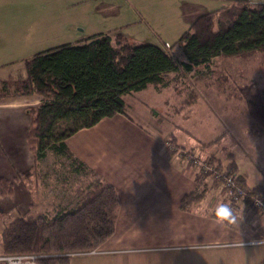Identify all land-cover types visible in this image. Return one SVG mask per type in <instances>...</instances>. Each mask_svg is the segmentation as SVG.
<instances>
[{"label": "trees", "instance_id": "obj_1", "mask_svg": "<svg viewBox=\"0 0 264 264\" xmlns=\"http://www.w3.org/2000/svg\"><path fill=\"white\" fill-rule=\"evenodd\" d=\"M232 2L228 8L197 15L172 44H135L121 33L103 32L37 52L23 61L24 76H8L0 82V97L41 95L39 103L27 108L30 123L25 140L35 159L51 151L70 159L75 172L89 177L73 191L72 207L55 209L52 215H35L31 208L12 218L0 232L1 254H52L40 259L42 264H66L70 253L95 249L113 234L119 208L116 187L76 157L65 140L102 118L128 113V99L149 86L160 92L170 85L169 74L207 76L214 58L264 52V1ZM175 45L183 61L173 56ZM238 91L251 123L264 133V88L250 82ZM178 97L180 110L194 103L198 93L194 88L189 99ZM226 155L229 164L213 156L212 167L236 176V183L247 188L243 199L247 204L254 196L264 197V185H248L245 174L236 171L234 154ZM12 183L0 175V195H11ZM203 195L204 189L191 191L180 207L189 210Z\"/></svg>", "mask_w": 264, "mask_h": 264}, {"label": "rangeland", "instance_id": "obj_2", "mask_svg": "<svg viewBox=\"0 0 264 264\" xmlns=\"http://www.w3.org/2000/svg\"><path fill=\"white\" fill-rule=\"evenodd\" d=\"M36 1L41 7L35 9V15L44 17L46 13H42L47 9V0ZM250 1L256 3L264 0ZM33 2L35 0H26V5ZM81 2L82 5L76 8L74 13L82 11L86 19L83 24L77 25L79 27L77 30L82 35L75 33V40L100 32H113L123 34L130 43L150 42L162 46H165L164 42L174 43L188 28L189 21L197 15L228 8L233 3L232 0H81ZM167 6L165 14H158V9L160 11ZM62 8L53 9L54 16L56 10L59 11L55 19L63 17ZM33 9L26 7L24 14L29 15ZM26 19L25 25H19L22 31L33 27L29 24L31 21L28 20V16ZM172 21L179 24L173 32L169 30L168 23ZM51 32L52 30L45 31L43 39L45 40ZM59 38L46 39L38 48L46 50L67 42V39ZM172 54L177 60L185 59L178 45L174 46ZM210 68L211 74L207 76L182 73L178 77L177 74H169L168 87L156 92L149 86L139 92L136 98L128 99L130 107L127 108V112L135 117V121H139L140 115L142 118L148 117V123L146 121L144 125L143 120L142 124L138 125L147 131L152 129L150 134L158 139L170 132L168 139L163 140L166 151L171 156L176 155L183 159L185 172L190 177L195 175L194 178L199 179V189H204V193L208 188H218L223 193L226 189L222 179L204 177L198 160L205 162L204 168L206 162H209L208 166L213 165L211 159L213 156L220 158L223 165H227L230 158L226 154L229 152L234 154L236 171L246 173L248 185H264V133L261 134L258 131L260 128L251 123L252 120L247 115L243 98L238 91V88L250 82L264 88V52L254 51L229 59L214 58ZM5 72L2 74L4 78L8 75L24 76L21 64ZM194 88L198 93L197 100L179 110L178 96L182 98L185 95L189 99ZM27 108L24 110L26 118L22 120L21 108L18 110L2 108V111L16 112L13 117L19 121L18 123L23 121L26 133L30 123ZM145 108L147 109L143 113ZM127 125L128 122L118 118L105 117L93 130L77 132L68 137L66 142L76 157L81 158L83 155L91 164L102 157V162L111 166L114 155H123V146L128 147L125 150L128 153L131 149L144 151L150 146L139 129L134 126L126 127ZM19 132L20 136L14 135L11 130H5L4 137L0 140V143L7 141L12 146H5V150L0 151V169H4L3 173L9 175L3 176L12 179L13 182L12 194L0 195V232L12 218L27 209L32 208L35 215H52L55 209L72 207L73 191L79 186L83 187L89 179L84 176L83 171L75 172L72 169L70 159L51 151H48L44 158L35 159L34 152L26 143L25 135ZM184 150L187 152H183ZM194 157L199 158L198 165L193 163ZM243 202L246 205L245 212L238 210L235 225L240 223V228H246L250 221H246L245 218L255 216L257 222L261 220L263 229L255 235L264 237V213L254 210L251 204L244 200L239 201L236 208L244 207ZM248 240L243 242L246 243ZM250 247L264 255V243Z\"/></svg>", "mask_w": 264, "mask_h": 264}, {"label": "crops", "instance_id": "obj_3", "mask_svg": "<svg viewBox=\"0 0 264 264\" xmlns=\"http://www.w3.org/2000/svg\"><path fill=\"white\" fill-rule=\"evenodd\" d=\"M39 4L36 0L27 5L26 0H0V82L11 76L4 78L2 74L5 70L10 71L15 65H23L25 59L44 51L38 46L46 39L61 36L59 39H67L65 43H75L87 38H74L75 33L82 35L77 29L86 19L82 11L74 13L82 5L81 0H47V9L42 13H46L44 17L35 15V9L41 7ZM26 7L34 8L29 15L24 14ZM58 7H63V17L55 19L59 11L56 10L54 16L53 9ZM167 9L168 6L160 11L158 9V14H165ZM26 16L33 27L22 31L19 25L27 21ZM175 22H171L173 25L168 22L172 32L179 26ZM74 25L76 26L73 27ZM47 30L52 32L44 40L43 33ZM40 100L39 94L0 97V140L3 139L5 130H11L14 135L20 136L19 131L25 135L26 128L23 121L18 123L13 117L16 112L8 113L2 111V108H21L22 120L26 118L24 110ZM106 118L128 122L126 127L134 126L139 129L150 146L144 151L131 149L129 153L125 151L128 147L123 146V155H114L111 166L103 163L102 157L91 164L90 160L81 155L80 159L116 187L119 208L113 234L97 248L71 256L66 264H259L264 260L261 252L250 247L256 245L243 242L261 237L260 234L255 235L263 231L261 220L258 223L255 216L245 218L250 221L246 228H240V223L228 225L227 222L221 224L216 221L215 207L219 202H224L226 197L220 189L208 188L189 210L180 207L181 199L199 189L200 183L199 179L194 178L195 175L190 173L193 176L190 177L185 172L183 159L171 156L166 151L163 137L171 135L170 132L163 134V137L161 135L160 139L152 136V129L147 131L138 125L143 122L141 115L138 116L139 121H135V117L129 113H117ZM147 118L144 117L145 124L146 121L148 123ZM101 120L103 118L93 126L77 132L93 130ZM5 146L12 147L7 141L2 142L1 152L5 150ZM4 171L0 169V175H9ZM241 173L246 176V173ZM243 205L238 210L245 212L244 202Z\"/></svg>", "mask_w": 264, "mask_h": 264}, {"label": "built area", "instance_id": "obj_4", "mask_svg": "<svg viewBox=\"0 0 264 264\" xmlns=\"http://www.w3.org/2000/svg\"><path fill=\"white\" fill-rule=\"evenodd\" d=\"M167 44V43H166ZM183 152H187V150H184ZM197 157L193 158V163L197 164ZM208 160V158H207ZM206 160V161H207ZM200 167L203 170V174L205 175L204 177H210V179H222L223 180V185L226 189V191L224 192L226 194V202L228 203L234 210V213L238 210V208H236L237 204L239 201L243 200L246 193H247V188L245 186H240L239 184L236 183L235 181V177L234 174H231L227 169H223V170H219V169H215L212 167V165L208 166L207 164H209V162H206V167L204 168V161L198 160ZM251 206L254 208V210H257L261 213H264V197L262 196H254L250 202ZM247 244L250 245H258V244H262L264 243V237H255L252 239H249L247 242ZM244 243V244H246ZM34 255L37 256L38 258V264H42V262L40 261V259L42 258H46V257H50L53 256L52 254H41V253H32ZM5 255L8 254H1L0 253V257H3ZM70 257L75 255V253H70L69 254Z\"/></svg>", "mask_w": 264, "mask_h": 264}, {"label": "clouds", "instance_id": "obj_5", "mask_svg": "<svg viewBox=\"0 0 264 264\" xmlns=\"http://www.w3.org/2000/svg\"><path fill=\"white\" fill-rule=\"evenodd\" d=\"M214 216L218 223H233L236 215L233 208L225 202H219L214 210ZM0 264H38L36 255L30 252L12 253L0 257Z\"/></svg>", "mask_w": 264, "mask_h": 264}]
</instances>
